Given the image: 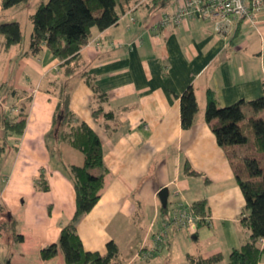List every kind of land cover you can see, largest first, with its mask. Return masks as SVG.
<instances>
[{"label":"crops","instance_id":"0c3cea01","mask_svg":"<svg viewBox=\"0 0 264 264\" xmlns=\"http://www.w3.org/2000/svg\"><path fill=\"white\" fill-rule=\"evenodd\" d=\"M182 1L121 0L116 24L92 29L80 50L94 83L108 95L104 106L115 114L113 131L107 133L93 119L92 91L85 81H68L70 109L100 138L108 169L98 201L76 231L87 251L104 254L113 240L122 264H187V256L216 254L222 260L213 264H227L231 250L249 239L232 164L204 120L205 92H212L219 107L262 95L264 7L252 21H236L224 33L216 31L214 19L197 17L158 27ZM39 2L23 4L30 7L29 16ZM7 11L0 0V21ZM28 43L24 49L15 48L20 44L6 49L0 36V107L9 119L26 111L19 135L0 121V264L7 259L65 264L61 251L48 260L39 251L56 243L72 218L75 191L66 167L82 166L84 156L50 134L58 102L52 83L60 75V62L45 48L37 56H22ZM188 86L198 111L193 126L184 130L178 97ZM186 163L199 175L186 173ZM163 187L168 189L164 218L157 196ZM199 200L206 202L207 214L197 216L193 232L171 223L179 205L192 211L191 204ZM13 231L22 241H13ZM161 232L166 234L163 244L155 239ZM258 264H264V255Z\"/></svg>","mask_w":264,"mask_h":264},{"label":"trees","instance_id":"16d2710c","mask_svg":"<svg viewBox=\"0 0 264 264\" xmlns=\"http://www.w3.org/2000/svg\"><path fill=\"white\" fill-rule=\"evenodd\" d=\"M28 1L1 0V9L7 10ZM120 1L47 0L39 2L29 16L32 29L28 47L22 56H37L45 48L60 62V75L52 83L55 84L58 102L53 112L50 134L56 136L57 141L67 142L84 156L82 166L66 167L75 191L74 213L70 221L61 228L57 242L40 249L39 256L42 260L51 259L61 251L65 264H122L119 247L113 240L106 243L104 254L87 251L76 231L77 223L98 201L108 169L104 163L100 138L88 124L78 120L70 109V91L67 88L71 78H82L92 91L90 109L93 119L107 133L115 129L110 125L115 122V114L104 106L108 95L96 86L95 78L81 62L79 52L91 37L92 29L102 31L116 24L121 14ZM0 35L5 38L6 49L20 44L23 39L20 23L17 21H0ZM205 95L204 120L209 125L217 145L226 152L232 164L244 198L241 221L249 231L248 241L231 250L227 264H258L264 255V163L261 166L260 161L255 158L240 157L239 150L264 154V85L262 95L258 98L247 102L240 100L223 107L216 104L210 90H206ZM178 99L180 126L184 130L190 129L198 111L192 86H188ZM25 118V108L18 110L9 119L5 118V112L0 107V121L10 133L21 134ZM185 172L199 175L187 163ZM46 188L43 185L42 189ZM190 207L196 216L203 217L207 214L204 200L196 201ZM2 213L4 210L0 206V215ZM167 214L168 206L160 205L161 217L164 218ZM10 222L15 224L14 220ZM11 238L14 242L22 241V236L16 231L11 232ZM186 259L187 264H213L221 261L222 256L216 254L205 259L187 256ZM3 264L13 263L7 259Z\"/></svg>","mask_w":264,"mask_h":264},{"label":"built area","instance_id":"2783aa9c","mask_svg":"<svg viewBox=\"0 0 264 264\" xmlns=\"http://www.w3.org/2000/svg\"><path fill=\"white\" fill-rule=\"evenodd\" d=\"M264 7L263 0H183L173 14H165L158 22V27L177 26L187 17L214 19L216 31L224 33L236 21H252ZM198 217L189 208L178 206L171 223L193 232ZM166 234H157L156 243L165 241Z\"/></svg>","mask_w":264,"mask_h":264},{"label":"rangeland","instance_id":"374dc122","mask_svg":"<svg viewBox=\"0 0 264 264\" xmlns=\"http://www.w3.org/2000/svg\"><path fill=\"white\" fill-rule=\"evenodd\" d=\"M46 1L47 0H42V2H46ZM29 8L30 7L28 5L13 7L12 9H8L7 13L4 15V18H2L4 21H17L20 23L23 40L20 46L15 47L19 50L24 49L27 46L29 35L31 32V23L29 20V12H28ZM243 122L246 123V121H243ZM239 152L241 153L240 157L243 156V157L255 158L259 160L260 165L263 166L264 154H260V153H256V152H253L250 150H244V149H240Z\"/></svg>","mask_w":264,"mask_h":264},{"label":"water","instance_id":"95a60500","mask_svg":"<svg viewBox=\"0 0 264 264\" xmlns=\"http://www.w3.org/2000/svg\"><path fill=\"white\" fill-rule=\"evenodd\" d=\"M157 196L159 198L161 206L165 207L166 206V202H167V197H168V189L166 187L161 188L158 191Z\"/></svg>","mask_w":264,"mask_h":264}]
</instances>
